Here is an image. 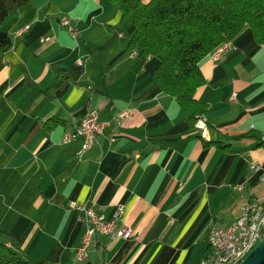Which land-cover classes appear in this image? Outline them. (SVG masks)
Returning a JSON list of instances; mask_svg holds the SVG:
<instances>
[{"label":"crops","instance_id":"0c3cea01","mask_svg":"<svg viewBox=\"0 0 264 264\" xmlns=\"http://www.w3.org/2000/svg\"><path fill=\"white\" fill-rule=\"evenodd\" d=\"M135 31L112 0H31L0 23V244L36 264H199L212 226L227 228L255 198L264 205V45L246 27L200 63L205 132L154 81L159 60L130 48ZM94 109L102 121L131 115L78 158L80 140L64 138ZM72 204L107 219L123 205L132 238L97 236L79 260Z\"/></svg>","mask_w":264,"mask_h":264},{"label":"trees","instance_id":"16d2710c","mask_svg":"<svg viewBox=\"0 0 264 264\" xmlns=\"http://www.w3.org/2000/svg\"><path fill=\"white\" fill-rule=\"evenodd\" d=\"M30 1L0 0V23ZM112 1L123 14L132 15L136 31L130 48L143 59L159 60L154 81L162 92L176 99L194 124L209 111L194 97L206 82L200 63L223 44L232 42L246 27L256 43L264 45V0H151L146 4ZM8 44L9 36L0 32V51ZM65 80L66 76H60V84ZM13 247L0 244V264H36Z\"/></svg>","mask_w":264,"mask_h":264},{"label":"built area","instance_id":"2783aa9c","mask_svg":"<svg viewBox=\"0 0 264 264\" xmlns=\"http://www.w3.org/2000/svg\"><path fill=\"white\" fill-rule=\"evenodd\" d=\"M61 25L72 38L75 39L77 37L78 29L69 18H63ZM28 29L29 26H26L23 30L17 32V35ZM229 48V43H225L211 53L210 57L214 60H219L221 55L228 51ZM136 55L134 52L132 57H136ZM147 58L149 59L150 57ZM231 101H235V96L231 98ZM130 115L131 111L125 110L115 115L111 121H102L99 111L94 109L84 118L74 135L70 133L65 135L64 142L68 143L73 138L79 139L81 145L77 156L81 158L83 153L99 144V139L108 127L112 125L119 126ZM206 122V117L201 118L196 123V127L206 132ZM261 139L264 143V135ZM252 170L257 172L260 168L253 165ZM261 181L264 183V172ZM225 191L228 199L235 201L239 197L241 186L228 187L225 188ZM71 208L80 213L78 219L84 228L83 237L78 248L79 260L87 258L88 252L97 236L104 237L109 241L117 239L127 241L132 238V229L124 221L125 207L123 205L116 207L110 219H107L88 204H72ZM263 237L264 205H262V200L255 198L241 208L240 217L227 228L221 229L214 226L210 228L208 238L210 252L199 264H240Z\"/></svg>","mask_w":264,"mask_h":264},{"label":"water","instance_id":"95a60500","mask_svg":"<svg viewBox=\"0 0 264 264\" xmlns=\"http://www.w3.org/2000/svg\"><path fill=\"white\" fill-rule=\"evenodd\" d=\"M240 264H264V237Z\"/></svg>","mask_w":264,"mask_h":264},{"label":"rangeland","instance_id":"374dc122","mask_svg":"<svg viewBox=\"0 0 264 264\" xmlns=\"http://www.w3.org/2000/svg\"><path fill=\"white\" fill-rule=\"evenodd\" d=\"M147 3H149L151 0H146ZM134 2H137V0H134ZM143 4H146V3H143ZM71 20V19H70ZM72 21V20H71ZM74 24V23H73Z\"/></svg>","mask_w":264,"mask_h":264}]
</instances>
